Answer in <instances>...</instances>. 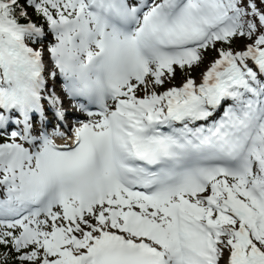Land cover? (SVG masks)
<instances>
[{
  "label": "snow or ice",
  "instance_id": "snow-or-ice-1",
  "mask_svg": "<svg viewBox=\"0 0 264 264\" xmlns=\"http://www.w3.org/2000/svg\"><path fill=\"white\" fill-rule=\"evenodd\" d=\"M0 264H264V0H0Z\"/></svg>",
  "mask_w": 264,
  "mask_h": 264
},
{
  "label": "rangeland",
  "instance_id": "rangeland-1",
  "mask_svg": "<svg viewBox=\"0 0 264 264\" xmlns=\"http://www.w3.org/2000/svg\"><path fill=\"white\" fill-rule=\"evenodd\" d=\"M236 43H237V47H234V48L239 49V48H241L243 46V43L244 42L243 41H236ZM45 62L46 63L48 62L47 64H48V67L50 68L51 67L50 58L47 55L45 56ZM195 76H196L197 79H199V74H195ZM61 82H62V80H52L51 78H48V85L51 86V89L48 87L47 90L48 91H51L53 88H55V90L57 92H59L60 91V88H61V85H62ZM173 83H175V84H179L180 83V80L178 79V77H177L176 81H174ZM45 95H47V93H45ZM63 107H64V110H65L66 115H68L69 117H71L70 112H72V113H74V115H77L75 117H77L80 120H84L86 118L85 116H83V114H80L81 113L80 111H78V112L73 111V109H71L72 107H70L67 104H64ZM45 114L47 116V120H49L47 126L49 125L52 128L51 130H49V132L51 133L52 130H53V128L55 127V124H56V122H54L55 118H54V116H53V114H52V112L50 110H46V113ZM68 116H66V117H68ZM37 119H38V116L35 117V121L36 122H34L35 123L34 124V129L39 130L42 127V125H41L40 121L38 122ZM68 119L69 118H67L66 121H68ZM64 124H65V121H64ZM65 125H70V124H68L66 122ZM62 129H64V128H62ZM9 130H11V129H9ZM33 134L35 135L36 134V131H34Z\"/></svg>",
  "mask_w": 264,
  "mask_h": 264
},
{
  "label": "trees",
  "instance_id": "trees-1",
  "mask_svg": "<svg viewBox=\"0 0 264 264\" xmlns=\"http://www.w3.org/2000/svg\"><path fill=\"white\" fill-rule=\"evenodd\" d=\"M34 19H36L35 17H34ZM50 40H52V37H51V35H49V37H48V40L47 41H45V44H47ZM34 47H38V45H33ZM233 47H237V43L235 42L234 44H233ZM211 55H214V53L213 54H210V56H209V59L211 58ZM206 63H207V61H206ZM199 69L194 73V75L195 74H199ZM178 79L179 80H181V77L178 75ZM50 89H51V86L49 87Z\"/></svg>",
  "mask_w": 264,
  "mask_h": 264
},
{
  "label": "bare ground",
  "instance_id": "bare-ground-1",
  "mask_svg": "<svg viewBox=\"0 0 264 264\" xmlns=\"http://www.w3.org/2000/svg\"><path fill=\"white\" fill-rule=\"evenodd\" d=\"M61 80H62V79H61ZM61 83H62V82H61ZM64 104L72 105V104H73L72 99L69 100V99H66V98H65V103H64ZM46 108H47V106H46ZM36 116H38V115H36ZM74 118L77 119L76 121H79V120H80V119H78L77 117H74ZM72 119H73V118H72ZM37 120H38V122L40 121V117H39V116H38V119H37ZM64 121H65V124H66V122H67L68 124H69V122H70V121H66V120H64ZM34 122H36L35 119H34L33 123H34ZM34 124H35V123H34Z\"/></svg>",
  "mask_w": 264,
  "mask_h": 264
}]
</instances>
